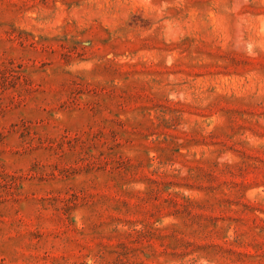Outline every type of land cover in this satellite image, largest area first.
Instances as JSON below:
<instances>
[{
	"label": "rangeland",
	"instance_id": "1",
	"mask_svg": "<svg viewBox=\"0 0 264 264\" xmlns=\"http://www.w3.org/2000/svg\"><path fill=\"white\" fill-rule=\"evenodd\" d=\"M0 264H264V0H0Z\"/></svg>",
	"mask_w": 264,
	"mask_h": 264
}]
</instances>
